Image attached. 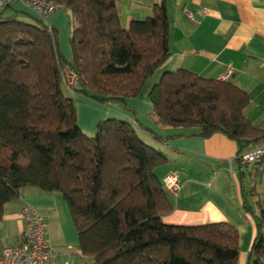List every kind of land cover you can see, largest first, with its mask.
<instances>
[{
	"label": "trees",
	"instance_id": "obj_1",
	"mask_svg": "<svg viewBox=\"0 0 264 264\" xmlns=\"http://www.w3.org/2000/svg\"><path fill=\"white\" fill-rule=\"evenodd\" d=\"M51 1L74 22L70 58L47 18L13 5L0 9V219L23 187L34 186L65 199L90 264H239L234 224L163 220L174 205L156 170L168 157L140 128L166 138L123 118L102 119L94 135L78 124L77 95L102 104L137 98L171 57L167 0L129 27L121 20L122 0ZM65 67L76 75L75 86ZM148 98L164 127L223 132L240 151L264 140V128L246 112L251 99L234 80L165 71ZM255 214L250 257L263 264L264 209Z\"/></svg>",
	"mask_w": 264,
	"mask_h": 264
},
{
	"label": "crops",
	"instance_id": "obj_2",
	"mask_svg": "<svg viewBox=\"0 0 264 264\" xmlns=\"http://www.w3.org/2000/svg\"><path fill=\"white\" fill-rule=\"evenodd\" d=\"M162 1L122 0L123 25L129 27L133 18L150 15L154 5ZM14 5L36 16L27 5ZM167 6L172 55L160 68H183L213 79H221L232 68L229 79L237 82L251 99L248 117L264 128V0H167ZM188 12L194 14V19ZM47 20L59 28L67 21L59 10ZM152 79L137 98L95 105L105 110L88 111L85 123L90 122L91 129H95L101 119L112 114L132 123L137 121L166 138H155L140 128L143 138L168 157V162L156 170L159 178L163 182L167 173L176 172L182 186L177 195L166 191L174 210L163 220L183 225L228 221L239 231V264H253L250 252L258 232L255 213L264 209V164H243L239 155L255 144L240 151L237 140L223 132L202 136L198 129L158 124L148 98ZM179 134L184 135L168 138ZM26 205L36 206L45 216L46 237L54 250L53 264H90L78 247V231L65 199L60 193L44 192L34 186L23 187L20 198L5 205L0 219V258L4 249L18 243L28 228L23 213Z\"/></svg>",
	"mask_w": 264,
	"mask_h": 264
},
{
	"label": "built area",
	"instance_id": "obj_3",
	"mask_svg": "<svg viewBox=\"0 0 264 264\" xmlns=\"http://www.w3.org/2000/svg\"><path fill=\"white\" fill-rule=\"evenodd\" d=\"M15 3L27 5L37 16L42 18H49L60 9V4L51 0H0V9ZM188 15L194 19L192 12H188ZM63 72L68 84L75 86L77 84L76 75L67 67ZM232 74L233 69L228 68L221 79H229ZM239 159L243 164L253 162L264 164V143L242 152ZM163 186L167 192L177 195L182 187L177 173L173 171L167 173L163 178ZM23 213L28 228L18 243L4 249L0 264H53L54 250L46 237L45 216L33 205H26L23 208Z\"/></svg>",
	"mask_w": 264,
	"mask_h": 264
},
{
	"label": "rangeland",
	"instance_id": "obj_4",
	"mask_svg": "<svg viewBox=\"0 0 264 264\" xmlns=\"http://www.w3.org/2000/svg\"><path fill=\"white\" fill-rule=\"evenodd\" d=\"M13 7L16 8V9H18L14 4H13ZM59 11L64 12L65 13V16H66V19H67L66 24H63L62 27L59 28L58 26H56L57 28H59L60 48H61L62 53L66 57L70 58L71 55H72V49H71V44H70V37H71L72 28L74 26V22H73V20H71L67 8H65V7L60 8ZM68 51L70 53V56H67ZM163 72H165V70H163V68H159V69L156 70V72L154 73V75L151 77V78H153L151 80V83H150L151 87L155 83H157V82L160 81ZM114 102H118V101H112L111 103H114ZM95 105H104V104L97 103L96 101H93V100H91V99H89L87 97L81 96V95H77L76 96V107H77V111H78V124L83 129V131L86 132L89 135H92V134L94 135L95 134L96 128H97V126H98L99 123H97L95 129H91L93 127L90 126V122H86L85 123V121H84V114L87 113L88 111L96 112V111H99V110L101 111V109L102 110H105V108H100L99 109ZM115 117L118 118V119H122V118L117 117V116H114L112 114L111 115H108V116L106 115V117L103 118V119L115 118ZM245 197H247V196L245 195Z\"/></svg>",
	"mask_w": 264,
	"mask_h": 264
}]
</instances>
